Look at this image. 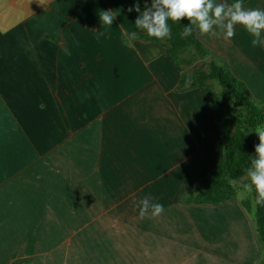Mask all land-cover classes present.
<instances>
[{
  "label": "crops",
  "instance_id": "obj_1",
  "mask_svg": "<svg viewBox=\"0 0 264 264\" xmlns=\"http://www.w3.org/2000/svg\"><path fill=\"white\" fill-rule=\"evenodd\" d=\"M134 3L0 0V264L264 259L242 189L220 204L187 201L224 142L204 89H179L162 44H125L126 32L146 34ZM101 10H113V25H100ZM196 35L264 90V45L242 26L227 41ZM144 197L163 214L141 219Z\"/></svg>",
  "mask_w": 264,
  "mask_h": 264
},
{
  "label": "trees",
  "instance_id": "obj_2",
  "mask_svg": "<svg viewBox=\"0 0 264 264\" xmlns=\"http://www.w3.org/2000/svg\"><path fill=\"white\" fill-rule=\"evenodd\" d=\"M248 1L243 0V3ZM188 23L186 18L180 23L169 21L170 39L156 40L146 34L139 35V39L162 44L165 53L180 72L179 89L203 88L206 93L216 126L224 142L223 158L196 183L193 196L187 198V201L198 204H220L235 198L239 190L236 182L247 177L246 169L255 154V145L259 143L257 134L252 130L257 126H264V108H258L247 85L218 62L210 59L207 71L195 69L189 72L184 68V65L190 64V60L185 56L190 49L195 50L201 59L208 57V49L198 39L196 31L187 38H181V32ZM189 79L191 84L186 86ZM229 180L232 183H229ZM252 195L255 200V193L253 192ZM244 206L249 208L247 202H244ZM255 225L258 239L264 249V208L257 207ZM260 264H264V259Z\"/></svg>",
  "mask_w": 264,
  "mask_h": 264
},
{
  "label": "clouds",
  "instance_id": "obj_3",
  "mask_svg": "<svg viewBox=\"0 0 264 264\" xmlns=\"http://www.w3.org/2000/svg\"><path fill=\"white\" fill-rule=\"evenodd\" d=\"M138 13L134 25L150 38L164 40L171 38L172 23H180L182 19L189 21L181 32V38H187L196 31L200 36H221L224 40H231L236 34V26H242L253 39V46L264 45V9L245 7L243 0H151L150 6L145 0L143 9L140 0H135L128 12ZM113 10H101L100 25L111 26L116 18ZM139 38L137 31L126 32L124 42L131 45ZM191 84L189 79L186 86ZM257 107H261L257 105ZM259 143L255 145V154L246 169L247 183L238 193L240 199L255 193L253 212L257 207L264 208V126H257L254 130ZM251 131V132H252ZM229 183H232L229 180ZM139 217L157 218L164 212L161 203H153L150 197H144L137 203Z\"/></svg>",
  "mask_w": 264,
  "mask_h": 264
},
{
  "label": "rangeland",
  "instance_id": "obj_4",
  "mask_svg": "<svg viewBox=\"0 0 264 264\" xmlns=\"http://www.w3.org/2000/svg\"><path fill=\"white\" fill-rule=\"evenodd\" d=\"M232 2V0H231ZM185 56L187 57V59L190 60V64L188 65H184V68H186L187 71L189 72H192L194 71L195 69H203L205 71L208 70V63L211 60H214L218 63H220L223 67L227 68V63L224 61V63H221L222 61L219 59V57H217V55L215 54V52H213L212 50H208V57H205L203 59L199 58L195 52V50L193 49H190L186 54ZM225 64V65H224ZM241 80V79H240ZM243 81V80H242ZM246 85L247 83L245 81H243ZM254 84V83H253ZM263 85V88H264V83H262ZM248 87V86H247ZM217 89H219L218 86H216ZM254 88V91L250 90L249 87V92L253 98V100L258 104L260 105L261 107L264 108V90L261 89V91L259 92L255 87ZM248 180H247V177H244L242 179H240L239 181L236 182V185L238 187V189H242V186L244 183H247ZM241 191V190H240ZM239 191V192H240ZM238 192V193H239ZM252 204H251V217L252 219L254 220V223H255V212H253V204H254V199H253V195L250 194L249 197H248ZM248 199V201L250 202V200ZM247 202V201H246Z\"/></svg>",
  "mask_w": 264,
  "mask_h": 264
}]
</instances>
